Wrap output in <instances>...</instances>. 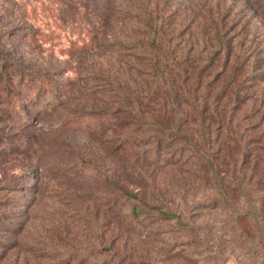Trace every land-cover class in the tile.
Segmentation results:
<instances>
[{"label": "rangeland", "instance_id": "374dc122", "mask_svg": "<svg viewBox=\"0 0 264 264\" xmlns=\"http://www.w3.org/2000/svg\"><path fill=\"white\" fill-rule=\"evenodd\" d=\"M12 1L13 12L0 6V37L13 35L4 47L11 60L35 72L27 88L32 97L38 90L42 97L31 109L21 106L28 91L23 95L16 87L9 94L0 66V135L27 129L32 145H16L13 157L19 165L31 149L26 156L37 164L33 177H17L13 157L2 153L9 145L0 141V214L14 228L0 222V236L10 243L0 248V264H264V0ZM17 26L30 27L35 42L18 35L22 30H1ZM114 31L145 52H137L140 70L134 69L147 88L150 123L166 130L174 124V92L159 86L146 66L154 55L151 41L175 73L183 66L199 76L200 81L189 78L190 90L199 93L209 81L208 121L222 126L224 118L231 120L215 147V176L182 150L189 138H153L161 135L158 127L136 126L144 132L133 131L144 138H126L133 148L125 152L115 147L123 138H91L98 119L81 121L71 114L106 99L95 73L100 65L114 69ZM131 56L120 60L131 65ZM16 78L9 81L15 84ZM54 91L63 107L36 115ZM176 93L173 108L188 114L181 127L190 136L196 115L181 89ZM202 139L190 138L200 147ZM238 154L244 161L234 174L237 183L230 180L229 164ZM180 159L185 160L177 164ZM118 186L137 197L124 198ZM161 210L176 217L164 218Z\"/></svg>", "mask_w": 264, "mask_h": 264}, {"label": "trees", "instance_id": "16d2710c", "mask_svg": "<svg viewBox=\"0 0 264 264\" xmlns=\"http://www.w3.org/2000/svg\"><path fill=\"white\" fill-rule=\"evenodd\" d=\"M0 6L4 8L5 11L13 12L17 4L15 1L12 0H0ZM150 37L151 39H154V30L152 26H150ZM22 30L23 32H20L21 37H25L26 40L29 42H35L34 40V33L33 30L30 27H13V29H6V28H1L3 31H12V30ZM13 37V35H5L4 34L0 37V66L1 70L6 72L4 74V87L6 91H8L9 94H12V90L17 89H22L25 93L23 95H26V92L28 91L29 94H27V99L25 102H21V106H28L29 109L33 108L37 103V101L42 97V94L40 90L36 92L35 96L32 97L31 91L27 88L28 85L33 82L35 83L36 79V74L32 70L25 68L21 65H18L15 63V61L11 60L9 55H10V50H7L4 45L5 43L9 42L10 38ZM213 38L216 39V35L213 36ZM112 48L110 49L112 57H114V69L112 70V67H105L100 65V68L96 70V81H97V86L100 87L99 93L101 92L102 96H105L106 99L102 100V103L96 102L92 105L91 108L87 109L82 106L76 107V110L72 112V115H75L74 117H77L78 119H81V121H92V120H99L100 124L98 128L94 129V131H91V138H123L121 140H117V144L115 147L121 149L122 151L125 152H132L131 146L132 144V139H126V138H144L143 136H140L139 134L136 133V131H141L144 132L142 128L137 129L136 126H144V127H150V126H155L158 127V129L161 132V135H156L153 136V138H169L170 141L179 139V138H189L185 139L188 143V146L183 148V151L189 152L190 159L196 160L197 163H203L205 166H207V172L212 176H215L216 171H218L217 164L215 161L220 158V155L217 151L218 149V141L222 140V132L224 128L228 127L229 122L231 123L230 118L226 120L224 118V121H227V123H224L222 126L219 124L214 125L211 124L208 121V116H209V111L208 109V101H207V91L209 87V81L203 82L198 89H200L199 93H196L195 91L190 90L191 84L189 85V78L190 79H200L198 78L199 76H191L189 73H191L187 68L182 66V69L180 72L175 73L171 67L170 62L165 59L163 55V51H160L159 45L153 41L150 42L149 48L154 50V55H158L157 58H153V56L146 62V66L149 68L150 71L153 72V75L155 78L159 81V86H164V87H169L172 88L173 94H172V100L171 106L169 110L172 112V118L174 120V124L170 127V130L164 129V127L160 128V124H155V122L150 123L148 118H153L150 112H146V97L145 95L148 94L146 86L142 83L141 80L137 79L139 75L137 74L138 70H135L134 68L136 67L137 69L140 70L139 67H137V61L138 58L137 52H144L142 51L141 46L134 42L132 38H126L125 34L123 35L122 32L119 31H114L112 32ZM100 50L105 51L104 45L99 46ZM167 51V48L166 50ZM130 53V54H127ZM153 53V52H152ZM125 55H133L131 57H134V61L132 64H128L127 62H123L120 60V57H124ZM136 61V62H135ZM141 61V60H140ZM9 72L11 75H9ZM142 72V71H140ZM15 73V74H14ZM135 75H134V74ZM182 73V76L179 74ZM186 75L188 76L187 81ZM17 77L15 84H12L9 81L10 77ZM136 76V77H135ZM119 77H122L123 79L118 82ZM176 78L181 79L179 82ZM27 81V82H26ZM178 82V84L176 83ZM158 83V82H157ZM186 83V87H185ZM167 87V88H168ZM187 88V89H185ZM177 89H181L182 92V97L185 101L188 102L191 109L193 107V111L196 115V122L194 123L196 125V130L194 129L193 133L190 132V136L187 134L182 133V127L181 125L183 124L184 120L188 116L187 113H179L176 111V109L173 108V104L178 107V101H177ZM150 92V90H149ZM146 93V94H145ZM192 94L191 97L188 95ZM151 95H153L151 93ZM194 96L195 101L190 100ZM60 94L59 91H54L51 96L50 100L43 106L42 111H37L36 115L38 114H43L44 115H53L56 114L62 107H63V102L60 100ZM176 99V101H175ZM118 103L119 107L114 108V105L112 103ZM183 101L182 104L185 103ZM109 105H112V110H110ZM150 109V108H149ZM119 112V113H118ZM152 112V110H151ZM122 115L119 119V117ZM148 116V117H147ZM178 117H182L184 119H176ZM177 121V122H175ZM227 126H226V125ZM68 125L73 126V121L69 122ZM69 128V127H65ZM133 128H136V131H133ZM195 128V126H194ZM27 129L22 130L19 133L16 134H6V135H0L2 138H4V141L0 139L1 143H4L6 145H9L8 148H6V153H3V156L6 158L13 157V155L17 154V146L21 147L22 149H27L32 145V136L26 132ZM163 130V131H162ZM151 132V130H149ZM159 132V133H160ZM156 133V132H154ZM214 133V135H213ZM146 137V138H150ZM190 138H203V145L200 147L198 144H195L193 140L191 141ZM213 138L212 140H210ZM137 141V140H136ZM109 143V142H108ZM129 143V144H127ZM218 143V144H217ZM222 144V143H221ZM17 145V146H16ZM66 146V144H63ZM129 145V146H128ZM157 145V142H156ZM184 147V146H182ZM215 147L217 149H215ZM224 147V146H223ZM223 147L221 150V154H223ZM152 149V148H151ZM112 150V148H111ZM31 149L29 150H24L23 154V159L18 161L20 163L19 165H16L17 159L13 157L11 160L12 164V171H17L20 170L19 174L17 177H24L25 179H29L30 177H33L32 173L34 170L37 171V164L36 165H31L30 160L27 158L26 154L32 153L30 152ZM156 151V154H158V151ZM244 154L240 155L238 154V157L235 160H231L229 164V177L230 180L237 182L236 179L234 178V174H238L237 170L239 167L241 168L242 162L244 161ZM141 157V156H140ZM144 161H147L144 158H141ZM183 159V158H182ZM180 159L177 164L182 163L184 160ZM230 159V157H229ZM143 165V163H141ZM42 166H40L39 171L41 170ZM142 168V167H141ZM99 175L101 173L99 171H96ZM102 176V175H101ZM106 182V181H105ZM118 190L124 195V198H136L137 194L135 192H127L124 190L122 187L118 186ZM263 201V200H262ZM131 213L133 214L134 217H136L137 211L136 208L133 207L131 210ZM161 213L164 218H174L176 217L175 214H168L167 212L161 210ZM0 222L2 224H5L7 228H12L11 224L7 222V219H5L4 216L0 214ZM14 229V228H12ZM3 230H0V232ZM10 246V243L7 241H4V239L0 236V248L8 247ZM105 247H103V251L98 253L102 254L105 251ZM108 249V248H107ZM109 250V249H108ZM1 256V254H0ZM103 264V263H102Z\"/></svg>", "mask_w": 264, "mask_h": 264}]
</instances>
